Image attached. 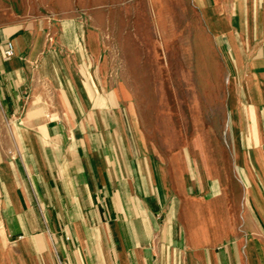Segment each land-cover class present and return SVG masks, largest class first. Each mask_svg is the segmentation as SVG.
Returning a JSON list of instances; mask_svg holds the SVG:
<instances>
[{
    "label": "crops",
    "instance_id": "1",
    "mask_svg": "<svg viewBox=\"0 0 264 264\" xmlns=\"http://www.w3.org/2000/svg\"><path fill=\"white\" fill-rule=\"evenodd\" d=\"M66 1L0 0V264H264V0H191L226 110L191 172L147 148L91 0Z\"/></svg>",
    "mask_w": 264,
    "mask_h": 264
},
{
    "label": "rangeland",
    "instance_id": "2",
    "mask_svg": "<svg viewBox=\"0 0 264 264\" xmlns=\"http://www.w3.org/2000/svg\"><path fill=\"white\" fill-rule=\"evenodd\" d=\"M82 0L74 7L81 8ZM78 13L102 36L108 80L120 88L139 134L156 154L224 148L211 140L225 132L219 67L202 14L191 0H91ZM93 5V6H92ZM71 5L58 0L57 9ZM63 16L68 12H61ZM232 177V174H228Z\"/></svg>",
    "mask_w": 264,
    "mask_h": 264
},
{
    "label": "built area",
    "instance_id": "3",
    "mask_svg": "<svg viewBox=\"0 0 264 264\" xmlns=\"http://www.w3.org/2000/svg\"><path fill=\"white\" fill-rule=\"evenodd\" d=\"M13 54H14V51H13L12 43L7 42L3 48V56L5 59H9L13 56Z\"/></svg>",
    "mask_w": 264,
    "mask_h": 264
}]
</instances>
